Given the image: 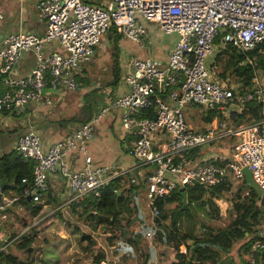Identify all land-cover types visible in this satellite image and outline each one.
I'll list each match as a JSON object with an SVG mask.
<instances>
[{
	"label": "built area",
	"instance_id": "built-area-1",
	"mask_svg": "<svg viewBox=\"0 0 264 264\" xmlns=\"http://www.w3.org/2000/svg\"><path fill=\"white\" fill-rule=\"evenodd\" d=\"M36 7L46 23L42 35L0 34V79L5 86L0 111L19 110L30 103L52 105L49 92L63 95L78 89L76 75L81 65L93 57L95 45L112 23L141 46L146 21L174 33L164 61L153 56L121 58V92L111 97V89H106L98 112L81 120L77 128L48 146L33 128L19 137L18 152L34 161L30 198L43 201L51 177L59 183L60 203L53 208L43 206L42 217L49 220L58 207L98 196L116 176H128L131 182H137L138 176L145 178L146 208L155 227L161 216L160 197L175 187L216 186L228 175L239 186L244 182L243 167L250 170L264 195V107L257 121L234 125L227 119L230 111L240 112L244 101L253 97L264 105V67L260 75L253 76L252 91L236 96L229 82L205 64L218 48L214 42L218 34H222L221 43H231L238 51L248 53L256 48L264 61V0H37ZM2 18L0 10V22ZM52 41L58 47L47 51ZM25 51L34 54L35 64L19 74L16 67ZM187 107L201 108V115L208 114L210 122L197 128L185 116ZM109 112L117 113L125 148L137 160L136 167H142L137 175L132 168L97 163L88 151L97 124ZM227 138L232 141L226 155H185ZM72 153H81L80 166H70ZM0 194V218L4 219L16 198L1 188ZM257 235L247 264H264V221ZM146 238L152 243L154 231H147ZM0 241L1 248L11 242L1 231ZM178 252L186 253V246L181 245Z\"/></svg>",
	"mask_w": 264,
	"mask_h": 264
},
{
	"label": "trees",
	"instance_id": "trees-1",
	"mask_svg": "<svg viewBox=\"0 0 264 264\" xmlns=\"http://www.w3.org/2000/svg\"><path fill=\"white\" fill-rule=\"evenodd\" d=\"M105 33L109 37L107 42H111L113 47L111 79L106 84L116 86L123 73L119 47L123 32L112 23ZM221 36L222 34H218L215 39L218 48L211 63L215 67L211 68L219 79L229 82L236 96H243L252 91L253 76L262 72L263 57L256 48L244 53L236 50L231 43H221ZM144 46L145 41L142 47ZM76 80L80 84L89 81L79 74L76 75ZM93 91L94 89L88 93L97 96L98 93L93 94ZM87 105L91 111L95 110L89 101ZM263 107V103L253 97L244 101L240 112L230 111L227 119L234 125L260 120ZM85 109L86 105L82 111L85 112ZM97 110L94 112H98ZM204 118L205 123L211 120L208 114ZM202 153V148H195L185 155L195 158ZM33 166L34 161L25 160L16 149L0 155V182H5L1 191L16 198L13 206L6 209V226L0 222V230L11 241L7 249L15 245L22 254L20 258L12 251L0 248V264H34L40 257L42 260L45 247L52 252L55 264H99L102 261L107 264H146L155 260L157 264H236L234 261L225 263L224 256L233 251L237 254H249L252 242L258 237V229L264 221V195L246 185L245 180L237 188L231 189L230 177H227L216 186L175 187L169 194L160 197L157 205L161 216L157 220L167 218L169 221L168 225L155 227L143 200L145 178L138 176L137 182H131L128 176H116L102 188L98 196L67 207L71 211V217L65 214L63 207H58L48 223L39 228L33 224L34 216L43 206H58L61 197L58 188L49 182L46 195L42 194L41 197L43 201L36 202L29 198L33 189ZM130 171L137 172L136 168ZM183 191H186V206L182 200ZM202 192L209 194L202 196ZM212 196L225 197L230 202L226 209L230 220L221 228L213 223L197 221L192 213L193 207L199 212L206 208V204L217 208ZM1 200L2 194L0 202ZM171 203L173 206L169 207ZM207 212L213 216L211 209ZM77 213L81 217V223L73 217ZM182 215L191 217V233H179V230L175 232L184 223ZM198 224L203 226V231L198 232ZM149 230L154 231L152 243L146 238ZM62 233L64 237H60ZM98 236L102 239L99 240ZM62 240L67 243V247L58 252L59 241ZM1 244L2 241L0 246ZM183 244L187 252L179 253V247ZM106 247L110 248V253ZM243 264H247V260Z\"/></svg>",
	"mask_w": 264,
	"mask_h": 264
},
{
	"label": "crops",
	"instance_id": "crops-1",
	"mask_svg": "<svg viewBox=\"0 0 264 264\" xmlns=\"http://www.w3.org/2000/svg\"><path fill=\"white\" fill-rule=\"evenodd\" d=\"M37 0H0V10L3 13V18L0 22V34H5L8 32H15V31H23V32H32L38 35H42L45 32L46 23L45 20H43L40 15L38 14V10L36 7ZM100 45V42L98 43V46ZM58 43L57 41H52L47 46L46 50L57 48ZM146 47V45L144 46ZM170 45L167 46L164 45H151L150 47H146L145 49H142L140 47L134 48V49H126L125 54L126 55H137V56H153L156 58H159L160 60L164 61L167 58L168 50ZM96 55H98L97 49H95ZM213 56V55H211ZM35 64V57L34 54L31 51H25L23 52L22 56L19 59V62L16 67V72L19 74L25 73L28 69L33 67ZM87 62L83 63L78 71V74L81 73L83 75L87 74L84 70L85 65ZM82 71V72H81ZM123 74V73H121ZM84 77V76H82ZM108 82V79L104 83V87H102V84H98L99 86V93L98 97H93V101H97L99 103L98 106L102 105V100L104 97V91L106 89H111L112 92L110 94L111 97H114L116 94L121 92L122 90V76L119 80L118 84L116 86H113L112 84H106ZM5 89V86L3 85L1 79H0V93ZM82 91L79 93V101L78 105L82 106L83 104V95L90 92L91 89H84L82 87ZM76 90V89H75ZM50 95L53 98V104L52 105H44V104H38L35 105L34 103H30L26 105L24 108L19 110H2L0 111V153H6L10 152L13 149L17 150V142L19 137L23 134L24 131H26L28 128L35 129L41 136L44 146L50 145L55 139L60 138L67 133L71 132L81 122V119L87 118L89 115H92L95 110H99L97 106H93L91 102V107L95 109L94 111L90 110V106L86 105L85 114L83 117H80L81 115L73 116L71 115L69 118H65V111L67 107V100L68 98H73V95L75 91L69 90L63 95H55L54 92H49ZM81 96V97H80ZM67 97V99L64 101V98ZM97 98V99H96ZM95 107V108H94ZM82 110V107H81ZM97 110V111H98ZM84 111V110H83ZM23 121L22 124H20L21 121ZM68 117V116H67ZM117 117V118H116ZM72 119H75L77 121V124ZM113 120H116L119 123L118 115L114 116L113 119L111 117H105V121L103 122L104 128L106 130V126L113 123ZM122 129L121 134L118 138L120 144L123 145L124 151H127L125 148L123 138L122 137ZM94 139L91 140L88 144V151L97 163L102 164H110L113 165L115 168L121 169H134L136 168V171L142 170L141 166L132 165H124L122 164L121 160H119L118 163H104V160L107 162L108 159H104L105 156L104 153L99 152L96 148L95 140L97 138L96 132L94 134ZM203 153L200 155H204L209 152L210 148L208 146L202 148ZM103 161V162H102ZM68 162L72 168L78 167L82 164L81 162V153L71 154L68 158ZM138 163V162H137ZM50 183H54V185L59 189V183L54 178H50ZM66 209L64 208L65 213ZM156 224L158 226L161 225H168L164 220L159 219L155 220ZM166 228V227H165ZM173 228V227H172ZM174 230V228H173ZM3 232L2 230H0ZM168 230H166L167 232ZM175 232H178L175 230ZM4 233V232H3ZM5 235V234H4ZM64 236V234H61ZM6 238V236H5ZM104 243V242H103ZM10 244V243H9ZM6 245L5 248L8 247ZM1 248V247H0ZM1 248V249H5ZM107 251L110 253V248L106 247ZM10 251H12L14 254L22 258V254L20 250L16 248H12ZM235 257L237 256L236 252H231L230 254H226L224 256L225 263H230L231 261H235ZM44 258V257H43ZM158 258V257H157ZM239 264H243L244 261L248 259V254H241L239 252ZM34 264H38V261L34 262ZM45 264H55L53 261L46 262ZM60 264V263H57ZM146 264H157V260L155 261H148Z\"/></svg>",
	"mask_w": 264,
	"mask_h": 264
},
{
	"label": "rangeland",
	"instance_id": "rangeland-1",
	"mask_svg": "<svg viewBox=\"0 0 264 264\" xmlns=\"http://www.w3.org/2000/svg\"><path fill=\"white\" fill-rule=\"evenodd\" d=\"M91 2H94V1H91ZM145 23L147 26V34L144 35V41H145L146 47H150L151 45L167 46L168 44L169 45L172 44V42L174 40V33L163 32L162 30H160L158 28V26L154 22L146 21ZM108 39H109V37H108L107 33H104L102 35L100 45L99 46L97 45V48H96L98 55H96V53H94L93 57L90 60L86 61L87 64L85 65L84 70L87 74L83 75V74L79 73V76H84V80L88 79L89 81L84 82L82 84L79 83L78 89L73 90V91H75L73 98H68V100H67V107H66V111H65V115H64V116H66L65 118H69L71 115H73V116L81 115L80 117H83L85 113H84V111L81 110V107L83 109L85 104L88 101L91 102L93 104V106L98 107L99 103L97 101L92 100L93 97H98V96L92 95L89 93L83 95V99H84L83 104H82V106H79L78 105L79 93L83 90L82 89V87H83L84 89H87V88L91 89L90 91H92L94 89L93 94H97V93H99V90H100L97 82L99 84H102V87H104L103 85H104L105 81L107 79H108V81L111 79V62H112L111 53H112L113 47H112L111 42H107ZM120 42L122 43L119 46L120 51H121L120 52V59L126 57V54H125L126 49L129 50V49H134V48H138V47H140L142 49L146 48V47H142L138 42H135V41L129 39L128 37H126L125 34H122V39L120 40ZM214 42L217 44L216 40ZM219 42H221V38H220ZM213 57L214 56H210V57L206 58L205 64H206L207 68H210V67L214 68L215 67V65L211 64L213 61ZM162 98L164 100H166L168 98L167 94L162 95ZM66 99H67V97L64 98V101ZM102 104H103V101H102ZM97 107L96 108L94 107V108L97 109ZM201 112H202L201 108L199 109V108L187 107L186 111H185V116H186L187 120H189L197 128H202L204 126V124H206L204 122V120H205L204 117L206 115L205 114L201 115ZM114 116H117L116 112H109L108 114H106L104 117L101 118V120L97 124L96 130H95L97 138H96L94 144L96 145V148L99 152H102L105 154V156L103 158L108 159L107 162L104 160V163H112V162L118 163L119 160H121L122 164H124V165H128V164L135 165V164H137V160L128 151H124L123 145L120 144V142L118 140V138L121 134V125L116 120H113L112 124L106 126V130L104 128L103 122L105 121V117H111V119H113ZM72 120L75 121L77 124V121L75 119H72ZM81 120H83V118ZM19 121H21L20 124H22L23 121L21 120V118L19 119ZM231 141H232V138H227L222 142L216 143L215 145H209L208 147L210 148V150L208 152V155H210V154H215V155H220V156L226 155L227 154L226 149L229 148ZM1 154L2 153H0V155ZM228 177H230L231 189L237 188L238 184H234V178L231 175H228ZM208 194H209L208 192H202L201 193L202 196H204V195L206 196ZM142 195H143L144 204L146 206L144 190L142 191ZM224 198H216V197L212 196V199H213L212 201L217 208H211L208 204H206V208L204 210H200L199 212H197L196 208L193 207L192 213L195 214V219L199 222L204 221L205 223H208V222L213 223L215 225H218V227H220V228L225 226L226 224H228L230 217H229L226 209H227L228 205H230V202H229V200H226ZM171 206H173V203H171L169 207H171ZM209 209H211L213 211V216H210L208 214L207 210H209ZM65 214H67V216L71 217V211L69 208L66 209ZM41 215L42 214L38 213L33 218L34 219L33 224H36V226H38L39 228H42L50 220V219L47 220L48 216L42 217L43 215L42 216ZM182 216L184 219V223H182V225H179V227H177L176 230L177 231L179 230V233H182V232L191 233L190 232L192 229L191 217H189L188 215H182ZM73 217L76 219L77 222L81 223V217L79 216V213H77V215H74ZM6 219L0 218V222H3L5 225ZM162 220H164L168 224L169 220H167V218H164ZM196 227H197L198 232L203 231V226L201 227L198 224V225H196ZM84 228H86V227L84 226ZM60 237H64V236L60 235ZM98 239L100 240V239H102V237L98 236ZM36 242L38 244L40 243L38 240ZM102 243H103V241H102ZM40 246L42 247V245H40ZM58 246H60V248H58V252H60L61 249H64L65 247H67V243L62 240V241H59ZM12 248H15V245H11L10 248H8V249L5 248L4 250L7 251V250H11ZM237 256L238 257H235L236 264H239V260H240L239 254H237ZM43 257H42V260L40 257V259L38 260V264H45L46 262H49V261L54 262V260H52V258H53L52 252L48 251V247L44 248ZM56 257L57 256L55 255V258ZM50 258H51V260H50ZM162 261H163V259H162Z\"/></svg>",
	"mask_w": 264,
	"mask_h": 264
},
{
	"label": "water",
	"instance_id": "water-1",
	"mask_svg": "<svg viewBox=\"0 0 264 264\" xmlns=\"http://www.w3.org/2000/svg\"><path fill=\"white\" fill-rule=\"evenodd\" d=\"M211 55H215L214 52L211 54ZM242 171L244 173V180H245V184L248 185V186H251L253 188H255L258 192H261V189L260 187L256 184V182L253 180L252 176H251V172L250 170L247 168V167H243L242 168ZM5 182H0V188H2L3 184ZM182 200H183V204L184 206L187 205V197H186V191H183L182 192ZM29 198H30V195H29ZM99 264H107V262L105 261H102L101 263Z\"/></svg>",
	"mask_w": 264,
	"mask_h": 264
},
{
	"label": "clouds",
	"instance_id": "clouds-1",
	"mask_svg": "<svg viewBox=\"0 0 264 264\" xmlns=\"http://www.w3.org/2000/svg\"><path fill=\"white\" fill-rule=\"evenodd\" d=\"M215 53H216V52H215ZM215 53H214V54H215Z\"/></svg>",
	"mask_w": 264,
	"mask_h": 264
}]
</instances>
